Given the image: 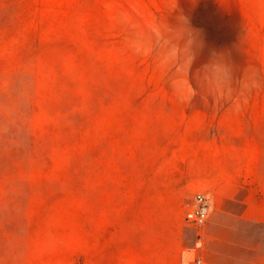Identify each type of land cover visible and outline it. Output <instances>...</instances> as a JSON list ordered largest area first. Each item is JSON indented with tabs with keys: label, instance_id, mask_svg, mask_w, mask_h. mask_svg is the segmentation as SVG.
<instances>
[{
	"label": "rangeland",
	"instance_id": "374dc122",
	"mask_svg": "<svg viewBox=\"0 0 264 264\" xmlns=\"http://www.w3.org/2000/svg\"><path fill=\"white\" fill-rule=\"evenodd\" d=\"M263 108L264 0H0V264H72L103 197H191Z\"/></svg>",
	"mask_w": 264,
	"mask_h": 264
},
{
	"label": "crops",
	"instance_id": "0c3cea01",
	"mask_svg": "<svg viewBox=\"0 0 264 264\" xmlns=\"http://www.w3.org/2000/svg\"><path fill=\"white\" fill-rule=\"evenodd\" d=\"M182 175L191 197L122 195L92 205L70 237L72 264H264V108L228 117L223 140L202 147ZM198 194L210 203L202 227L188 219Z\"/></svg>",
	"mask_w": 264,
	"mask_h": 264
},
{
	"label": "built area",
	"instance_id": "2783aa9c",
	"mask_svg": "<svg viewBox=\"0 0 264 264\" xmlns=\"http://www.w3.org/2000/svg\"><path fill=\"white\" fill-rule=\"evenodd\" d=\"M196 206L193 211L188 215V219L198 227H202L206 224L210 214V203L208 199L198 194L195 197ZM200 262V260H199Z\"/></svg>",
	"mask_w": 264,
	"mask_h": 264
}]
</instances>
